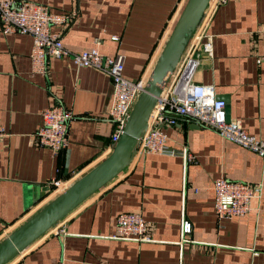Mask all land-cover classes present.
I'll list each match as a JSON object with an SVG mask.
<instances>
[{
	"label": "crops",
	"instance_id": "obj_1",
	"mask_svg": "<svg viewBox=\"0 0 264 264\" xmlns=\"http://www.w3.org/2000/svg\"><path fill=\"white\" fill-rule=\"evenodd\" d=\"M53 12L76 13L62 32L78 52L97 46L124 56V75L146 80L187 0H31ZM213 57L193 81L213 84L226 103V119L240 120L264 139V0H229L209 19ZM113 36L118 39L113 40ZM96 40L98 44L96 45ZM32 37L0 27V241L108 157L115 143L108 117L112 84L105 73L48 58L45 74L32 73ZM259 58L263 60L257 62ZM71 110L68 143L56 156L35 144L42 111ZM168 144L195 160L136 152L130 164L7 264H264V159L213 130L178 118L163 126ZM262 182L252 209L229 219L214 210L213 182ZM139 212L152 241L115 239L117 216ZM191 224L182 232V221Z\"/></svg>",
	"mask_w": 264,
	"mask_h": 264
},
{
	"label": "built area",
	"instance_id": "obj_2",
	"mask_svg": "<svg viewBox=\"0 0 264 264\" xmlns=\"http://www.w3.org/2000/svg\"><path fill=\"white\" fill-rule=\"evenodd\" d=\"M229 0H209L199 25L192 33L180 60L170 75L147 120V128L139 138L136 152L165 156H180L185 163L195 157L186 149L176 150L168 144L163 126H173L178 118H184L213 130L220 137L245 148L264 159V139L247 133L240 120L226 119V103L216 96L213 84L193 81V75L204 58L213 57L212 36L206 26L215 10ZM76 16L71 12H53L48 6L31 0H0V27L4 33L28 34L32 37L30 62L32 73L45 74L48 58H69L79 67H89L109 76L112 84L108 117L114 123L112 140L115 143L123 132L126 120L141 92L143 80H130L124 75V56L102 54L97 46L75 52L62 41V32L53 31L52 26L68 25ZM113 40H117L113 36ZM98 40H96V45ZM263 59L259 58L257 62ZM74 118L71 110L57 104L42 111V124L34 134L37 146L48 147L57 155L68 143L69 124ZM8 135L0 124V140ZM51 185L58 191L68 187L58 180ZM214 210L218 219H229L248 213L251 201L262 196V182L250 183L230 180L224 176L213 182ZM58 224V223H57ZM56 224V225H57ZM53 226L54 234L63 229ZM50 228V229H52ZM182 232L189 233L191 224L182 221ZM49 229V230H50ZM115 239L152 241L149 224L139 212H124L117 216Z\"/></svg>",
	"mask_w": 264,
	"mask_h": 264
},
{
	"label": "water",
	"instance_id": "obj_3",
	"mask_svg": "<svg viewBox=\"0 0 264 264\" xmlns=\"http://www.w3.org/2000/svg\"><path fill=\"white\" fill-rule=\"evenodd\" d=\"M208 1H186L111 154L80 176L0 241V264H7L13 260L130 164L136 153L138 140L147 128V120L157 97L167 84L192 33L199 25Z\"/></svg>",
	"mask_w": 264,
	"mask_h": 264
}]
</instances>
